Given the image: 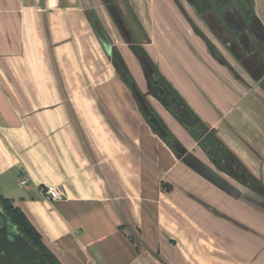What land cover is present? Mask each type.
I'll return each instance as SVG.
<instances>
[{"label": "crops", "instance_id": "0c3cea01", "mask_svg": "<svg viewBox=\"0 0 264 264\" xmlns=\"http://www.w3.org/2000/svg\"><path fill=\"white\" fill-rule=\"evenodd\" d=\"M256 2L264 23V0ZM93 9L92 0H0V193L61 264H264V188L231 181L241 192L233 197L159 137L106 67ZM160 10V27L143 23L153 33L147 49L264 186V89L213 58L174 8ZM46 184L65 198H47Z\"/></svg>", "mask_w": 264, "mask_h": 264}, {"label": "flooded vegetation", "instance_id": "af4514ba", "mask_svg": "<svg viewBox=\"0 0 264 264\" xmlns=\"http://www.w3.org/2000/svg\"><path fill=\"white\" fill-rule=\"evenodd\" d=\"M184 1L187 6L182 4L180 0H173L174 3H172L173 6H171L177 12V16L174 17L180 16V19L188 22L193 33L204 41L212 57L221 65L227 67L234 76L243 80L244 78L241 76L242 74H240V72H243V74H245L244 77L247 76L249 78L247 80L257 82L259 86L264 89V23L257 12L256 0H228L227 2H223V0H208L210 4H208L206 8L202 3H206V0ZM149 39L148 37L146 43L149 42ZM128 43L131 47H136L138 51L141 50V46L157 66L159 70H156V73H158L157 76L160 77L170 89H175L172 83L162 74L159 64L152 57L147 47L145 48L143 43L138 42L134 35H132V40L130 41L129 39ZM131 49L134 56L138 59L133 48ZM138 61L141 66H145L143 60L140 61L138 59ZM143 66V77L146 81V90L143 92L146 94L147 100L148 97L151 96L165 108L164 104L161 103L157 97L155 84L151 81L149 75H147L146 67L144 68ZM246 84L250 85V83L248 84L247 82ZM138 87L140 88L139 85ZM173 89L171 90L173 91ZM148 102H151V100H148ZM182 103L184 102L182 101ZM155 111L157 112L156 109ZM203 126L206 127V133L209 132L224 148L225 152L236 159L240 164V168L237 169L238 173H236V171H234L235 173H228L225 171V169L219 165V162L214 160L207 151H205L198 139L191 134L189 129L184 126L188 130L185 131L190 133L189 135L195 143L194 147H196L204 157L203 161L209 166L218 169L223 176L230 181L241 183L256 192H262L263 188L257 187L253 182L251 177L253 174L249 169L219 139L216 129L208 128L204 123Z\"/></svg>", "mask_w": 264, "mask_h": 264}, {"label": "water", "instance_id": "95a60500", "mask_svg": "<svg viewBox=\"0 0 264 264\" xmlns=\"http://www.w3.org/2000/svg\"><path fill=\"white\" fill-rule=\"evenodd\" d=\"M92 24L94 25L95 33L98 34L103 41L106 49L111 54L113 49L112 41L110 40L106 29L99 16L92 17ZM147 69L151 81L156 86V94L165 108L177 119L183 126H185L191 134L198 139L200 145L207 151V153L219 162L225 171L228 173H238L240 164L236 159L225 152L224 148L212 137L206 127L201 124L200 119L194 116L185 106L179 97L167 86V84L157 76L152 65L146 60L142 59ZM131 92L139 103L141 112L147 122L151 125L153 130L165 143L175 152L181 155L183 162L202 175L208 181L228 193L233 197H240L239 189L223 174L191 152L185 145L175 138L161 123L159 118L153 112L147 102V97L144 92L135 84L131 85ZM173 133V132H172ZM238 176V175H236ZM239 178V177H238ZM0 264H50L43 254L17 230V228L10 222L0 207Z\"/></svg>", "mask_w": 264, "mask_h": 264}, {"label": "rangeland", "instance_id": "374dc122", "mask_svg": "<svg viewBox=\"0 0 264 264\" xmlns=\"http://www.w3.org/2000/svg\"><path fill=\"white\" fill-rule=\"evenodd\" d=\"M108 1H110V3L113 4L114 6L113 8H115V10L118 7L119 10L122 11L124 19L122 20V17H119L120 18L119 20L121 21V24H120L121 27L119 26V24L115 22L112 14L110 13L108 9V6L104 3L103 0H94V1L92 0V3L95 5L97 11L93 9L90 12L89 11L86 12L87 17L90 19V22L92 24V17L99 16L100 20L102 21L104 25V28L106 29V32L110 40L112 41L113 46L119 49L128 67L130 68V71L134 75V78H136L135 79L136 82L138 83L142 91H145L146 81H145V78L143 77L144 71L142 69L140 62L132 53L131 46L129 45L126 36L131 38L132 35H134L136 40L138 42L143 43L146 48L147 47L146 40L149 36L151 37L153 33L152 34L149 33V31L146 30L147 28L143 27L144 25L143 23L147 22L150 28H151V25L155 27H160V20L162 19L161 10H160L161 5L163 4L164 7L168 6L169 8H172L170 5H172V3L174 2L173 0H108ZM180 1L182 2V4L187 6L184 0H180ZM124 21L126 25H124ZM94 29L95 28L93 26V30ZM129 31L131 32V34H128ZM94 32L96 31L94 30ZM125 32L127 33L126 35L124 34ZM95 34L97 36L99 43L101 44L103 48V51L106 54L105 56L106 67L108 69L112 68V66L115 67L110 59L111 54H109V51L106 49L103 41L100 39L98 34L97 33ZM117 77H120L118 72H117ZM124 83L129 88H131L128 82L125 81ZM148 100H151L152 102V103L149 102V105H151V107L154 110H155L154 106L158 107V112L161 114L162 111L160 109L162 105L151 96L148 97ZM159 105L161 107H159ZM163 123H165L168 126L165 120H163ZM173 134L175 135L174 132ZM187 144L189 145V143ZM189 147L191 148V150L197 152V149L193 147L192 145H190Z\"/></svg>", "mask_w": 264, "mask_h": 264}, {"label": "trees", "instance_id": "16d2710c", "mask_svg": "<svg viewBox=\"0 0 264 264\" xmlns=\"http://www.w3.org/2000/svg\"><path fill=\"white\" fill-rule=\"evenodd\" d=\"M103 1L108 6V9H109L110 13L112 14L115 22L117 24H119V26L121 27V25H120L121 21L119 20L120 19L119 17H122V20L124 19L122 11L119 10L118 7L115 10V8H113L114 7L113 4L110 3V1H108V0H103ZM202 1H204V0H202ZM220 1H222V0H220ZM227 1L228 0H223V2H227ZM202 3L204 4L205 8L208 7V4H210L208 0H206V3L205 2H202ZM124 25H126L125 21H124ZM93 26L94 25L92 24V27ZM124 34L126 35L127 33L125 32ZM128 34H131V32L129 31ZM126 38L128 41H129V39H130V41L132 40V37L129 38L126 36ZM131 48H133V51L135 52L136 56L138 57V59L140 61H142L143 58L146 59L153 66V69L155 70V72H157L156 71V70H158L157 66L153 62L152 58L148 55V53L141 46H140V49H141L140 51H138V49L134 46ZM110 59H111L113 65L115 66L117 72L119 73L121 79L124 82L126 81L130 85L132 83H135L137 85V83L134 79V76H133L132 72L130 71V68L128 67V65H127L126 61L124 60L122 54L120 53L119 49L115 46H113ZM143 67L145 68V66H143ZM169 85L171 86L170 83H169ZM171 89H173V88H171ZM173 92L184 102L187 109H189V111L194 116H197V114L193 111V109L189 106V104L184 100V98L179 94V92L176 89H173ZM144 95L146 96L145 93H144ZM147 102H148V100H147ZM148 104H149V102H148ZM149 106L151 107V105H149ZM151 109L156 114V116L159 118L161 123L165 126V128L174 136V134L169 129V127L165 123H163V120L158 115V113L152 107H151ZM143 114H144V112H143ZM200 122H201V124H203L201 119H200ZM176 154L179 157H181L180 154H178V153H176ZM251 177H252L253 182L256 184L257 187L259 186L260 188H264V186H262V184L254 176L251 175ZM0 207L3 210V212L5 213V215L9 218L10 222L17 228V230L29 241V243L32 244V246L37 248L43 254V256L47 259V261L50 264H61V262L57 259V257L54 255V253L44 243L40 232L33 225V223L28 218V216L25 214V212L20 207L16 206L11 199L4 197L1 193H0Z\"/></svg>", "mask_w": 264, "mask_h": 264}, {"label": "built area", "instance_id": "2783aa9c", "mask_svg": "<svg viewBox=\"0 0 264 264\" xmlns=\"http://www.w3.org/2000/svg\"><path fill=\"white\" fill-rule=\"evenodd\" d=\"M26 180H22V184H24ZM41 192L43 195H45L47 198L51 200H61L65 198L66 194L57 185L54 184H46L41 187Z\"/></svg>", "mask_w": 264, "mask_h": 264}]
</instances>
